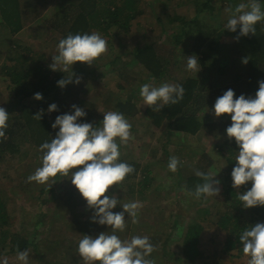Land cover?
I'll return each mask as SVG.
<instances>
[{
  "label": "rangeland",
  "instance_id": "rangeland-1",
  "mask_svg": "<svg viewBox=\"0 0 264 264\" xmlns=\"http://www.w3.org/2000/svg\"><path fill=\"white\" fill-rule=\"evenodd\" d=\"M212 1L215 9L212 11L207 8L200 15L204 24L203 27L206 30L214 31L207 43L208 50H217L218 47V54L212 61L207 62L204 60L202 62V59L198 60L200 69L198 73L187 70V57L195 55L193 54L195 52V33V36L192 35L183 41L182 54L174 59V61L177 60L180 63L178 65L173 64L170 68L172 75L168 81L170 84H180L182 86L186 78L200 80L207 86L206 88L204 85V90L208 89V102L219 97L215 95L217 94L215 92H220L223 89H238L234 81L238 74L242 76L241 81L244 83V88H246L245 83L247 82V70L249 68L248 63H242L241 57L243 55L239 53L243 52V43L225 28L231 16V13L226 9L232 8L234 10L238 4L248 3V0ZM205 2L207 0H141L144 13L133 22L129 34L119 33L116 28L110 29L108 35L97 31L107 40L108 51L96 59L93 65L89 66L84 62H75L72 67L69 66L66 72H63V65L58 66L57 71L52 70L63 79H66L73 72L72 83H75L77 78L80 79L79 84L75 83L78 90L77 98L75 100L71 98L64 114L74 112L72 105L83 108L86 112L91 111L94 117L88 120L87 116L83 117L79 121L81 123L86 122L97 127L102 126L103 113L110 110L114 111L111 107L113 101L109 100L107 102L105 95L115 94V99L129 95L138 99L139 120L135 118L131 122L127 118L133 125V129H131L133 138L128 141V143L131 142L132 147L121 144L120 146L123 149H120V153L121 155L132 154V157L138 159L143 166L151 168L155 180L145 191L144 196L132 193L125 184L113 186L109 192L118 197L120 205L136 201L142 205L139 209V222L137 224H133L131 218L125 214L127 228L121 239L130 240L134 235L147 236L150 240L151 236L156 238L157 243L152 241V244L158 246V250L152 253L150 257L155 260L156 264H192V262L193 264H202L205 260L212 261L213 258L204 259L205 257L202 255L200 258L197 255L194 260L192 259L193 261L187 258L184 242L188 228L202 224V218L205 215L204 210L207 208L211 212L208 218H210L212 225L203 237L204 241L209 243L206 244L208 247H205L204 250L207 248V250L216 253L215 262L221 261L223 264H248L250 259L249 256L244 254L243 248L239 251L230 252L227 249L225 251V237H219L216 233L215 227L217 226L216 222L220 216L219 214L228 211L221 203L232 206L233 210L235 208L234 204L237 205L238 209L241 207L236 203V198L225 193L221 185L223 183L219 185L221 191L218 196L205 197L203 200L196 199L191 193L187 191L184 193V190H178L177 187V184H185L186 178L195 174L199 158L207 160L202 155V151H206L204 153H207L209 158L213 160L209 172L216 174L215 179L226 181L227 173L223 171V165L230 164L229 155L227 157L224 155H226V152L229 153L226 151L228 147L226 142L230 138L226 133V128L232 123L231 116L225 114L216 117L213 108L215 102L208 105L205 110H201L200 118H208L216 122L222 121L225 125L224 130L218 131L219 138L216 140L207 139L204 133L205 130H203L202 135L190 136L181 132L169 133L166 126L156 128L151 119L145 117L147 105L144 104L139 89L136 88L144 83H153L154 86L158 87L165 81L156 82L151 79L148 70L137 64H130L133 60V49L146 40H160L158 43L164 46L173 45L175 35L180 34L181 28L184 26V23L180 24V22L182 20L190 22L199 13L198 10L204 8ZM259 3L262 10H264V0ZM20 4L23 12V22H25V26L20 31L12 33L10 29L16 25V21L1 17L0 14V107L5 108L9 113L8 123L12 121L13 117L15 119L19 109L15 108L16 110H13V108L21 101V98L15 96L11 82L1 72L2 67L4 65L7 67L13 66L14 64H12L9 57L15 55V50H22L26 58L33 57L35 64H43L45 68L51 70L49 65L53 63L52 56L58 54L57 45H55L52 38L55 36L58 40H61L58 29L52 28L50 21L54 17L53 12L62 4V1L21 0ZM7 16L11 17L12 15L8 13ZM178 16L181 21L175 20L174 23L170 21L171 17ZM115 33H118V35H115ZM235 45H238L241 51L235 52L232 50ZM234 53L238 55L235 56ZM227 55L226 58L229 61L224 60ZM223 61H226L225 64H227L225 65L226 72L217 70L219 65L224 64ZM35 64L31 65L36 66ZM84 67L87 71L92 70V72H88L89 75L85 74L83 72ZM45 68L43 71L46 70ZM122 82H126L129 87L120 90L119 85ZM36 93H41L43 98L41 100L34 99L35 93L29 89L23 94V97L26 98L25 102H32L36 105L43 102L56 103L51 96H46L40 91ZM212 94H214L213 98H211ZM59 103L62 104V102ZM62 110H57L60 115ZM141 116L142 119H140ZM117 142L120 143L119 139ZM165 152L178 157L182 162L181 166L186 167V170H183V174L180 176L181 178L178 172L173 173L168 169V159L164 155ZM41 156L38 147L29 142L23 144L17 153H6L3 158H0V189L4 196L9 197L10 200L9 212L11 215L9 216L10 225L7 231L10 234H18L32 239V242L36 243L35 246L28 248L30 250L28 264H50V261H53L52 264H54L59 259V255L66 253L65 248L70 249L68 254L78 255V242L82 236L74 234L81 227V224L77 223L76 219L73 220L70 212L74 209L73 212L77 216H86L85 219H87L88 224L92 223L91 216L93 215V210L89 209L87 204H78L77 207L72 209L69 207L65 202L67 198L65 195L66 190L58 189L64 181L53 185L51 184L56 181L55 178H50L46 184H39L34 181L27 182L28 176L41 166ZM127 158L130 157H125V159ZM198 170H200L199 167ZM142 179L143 177H138L135 179L136 183H139ZM64 183L68 184L69 188L76 189L71 180ZM49 185L52 186L51 190L44 191L43 188ZM76 191L78 190L76 189ZM159 198L160 200H158ZM161 209H164L166 214L161 215L159 212ZM122 210L118 205L112 211L120 212ZM233 212L236 214V211ZM242 212L246 214L248 210L244 209ZM65 215L67 216L66 223L59 225L62 233L58 229L55 233L51 232L49 234L48 230L52 224L51 222H57L60 216ZM240 220L245 221V215ZM106 227L108 228V226ZM104 231L109 232L107 229ZM9 243L10 239L6 242L2 257L6 256L9 264H22L17 259V253L11 252V246H8ZM234 254L237 256L236 260Z\"/></svg>",
  "mask_w": 264,
  "mask_h": 264
},
{
  "label": "trees",
  "instance_id": "trees-1",
  "mask_svg": "<svg viewBox=\"0 0 264 264\" xmlns=\"http://www.w3.org/2000/svg\"><path fill=\"white\" fill-rule=\"evenodd\" d=\"M36 1L39 2V0ZM60 1H62V4H60L53 12L54 17L51 18L50 24L55 30L58 29L61 39L66 38L68 34H91L94 31H99L104 35H108L109 30L113 28L118 29L119 33L129 34L131 28L133 27V22L144 13L141 0ZM260 1L262 0H259V2ZM20 3L21 0H0L1 17H6L8 19L11 18L16 21V25L10 29L12 33L20 31V29L25 26ZM212 3V0H207V2L204 4V8L202 10L199 9V13H197V15L193 17L190 22H185L183 20L181 21L179 16L175 18L171 17L170 21L172 23H174L175 20L181 21L180 24L184 23V26L181 28V33L175 35L173 45L164 46L158 43L160 40H146L143 43L135 46L133 49V60L130 62V64H137L148 70L151 74V78H154V81H165L168 83L172 75L170 68L173 66V64L178 65L180 63L177 60L174 61V59H176L175 57H178L180 54H182L181 46L183 41L192 35L195 36V33V52L193 54L198 57V60L202 59V62L204 60L207 62L212 61V59L218 54L219 49L217 47V50H208L209 46L207 47V43L209 38L212 37L214 31H210V29L206 30L203 27L204 24L202 23V17L200 15V13L204 12L207 8L213 11L215 8ZM8 13H11L12 16L8 17ZM255 28V35L250 33L248 36H239V28H237L236 32L230 31L236 37L239 36V41L243 43V52L240 50L238 45L233 46L232 50L235 52L239 50L241 51L239 52L241 55H243V57H241V61L245 57H248L249 59L247 82L245 83L247 87L244 88V83L241 81L242 76L238 74L234 80L235 86L238 89H232L235 93L234 98L239 97L241 94L245 95L246 98L249 96L254 97L259 88L258 82L264 80V21L257 23ZM115 35H118V33H115ZM53 37L54 38L52 39L54 40L55 45H58L60 40H58L55 36ZM15 51V55H10L11 57H9L12 64L14 65L10 67L4 65L1 69V72L6 77H8L15 96L20 97L21 101L18 102L16 107L13 108V110H16L15 108L19 109L17 111L18 113L15 115V119L13 117L10 123L7 122L8 127L5 130L6 139H0V158H3L6 153H17L23 144L29 142L35 144V146L39 149L43 142H50L52 138H55L56 133L59 131L58 128L53 129L51 125L55 122L56 117L60 115V113L58 111H53L50 113L47 111L49 106L53 103L43 102L37 105L32 102L26 103V98L23 97L25 91L30 89L33 91V93L40 91L43 92L44 95L46 94V96H51L54 98V102H56L55 104L57 105L58 109H63L61 112L62 114H64V111L66 110L69 101H71V98L72 100H75L78 94L75 83H69L64 88L59 87L57 82L62 78L58 73L45 68L43 64H35V59L33 57L26 58L22 50ZM234 55L237 56L238 54L234 53ZM226 57H228V55L224 57V60L229 61V59ZM223 62L224 64L219 65L217 70L226 72L225 65L227 64H225L226 61ZM31 64H35L36 66H32ZM43 67L46 69L45 71H43ZM83 72L89 75L92 70L89 72L85 68ZM87 75L85 76L86 80ZM37 85L39 86L38 89ZM204 85L205 83H202L200 80H196L195 78H186L182 85L185 89L183 100L175 105L159 104L161 107L160 111H153L152 108L147 106L145 117L151 119L152 124H154L156 128H162V126H166L168 130L167 132L169 133L181 132L190 136H197L202 135V132H204L203 130H205L206 132L204 133L207 139H218V131H222L225 128L223 122H216L214 120H209L208 118L199 117L201 110H205L208 105L216 101V99H213V101L208 102V89H206L207 91L204 90V87L206 86ZM140 86H138L136 89H140ZM119 87L121 88L120 90H124L129 86L126 82H122ZM227 90L228 89H223L220 92H215L217 93L215 95L220 97ZM241 91L242 93H240ZM213 96L214 94H212L211 98H213ZM115 97L116 95H111V93L109 96L105 95V100L107 102L109 100L113 101L111 107L114 111L123 113L126 119L128 118L131 122L135 118L139 120L138 117L140 114L137 104L138 99L129 95L116 99ZM59 102H62V104L60 105ZM41 111H43L42 118L40 120L35 119L33 116ZM86 113L87 120L94 117L91 111H87ZM140 119H142V116ZM226 144L228 146L226 151L229 153L227 154L226 152V155L224 156L227 157L229 155L230 164L223 165V171L227 173V176L226 181L223 182L220 180L221 183H223L220 184L223 186L225 193H228L229 196L231 195L236 198V203H238L241 207L238 209L237 205L234 204L235 208L233 210L232 206L221 203L227 208L228 211L227 213L221 212L219 214L220 216L216 222L217 226L215 229L219 237H225V251L227 249L232 252L235 250L239 251L243 248L239 237L246 228L251 227V225H254L257 222L264 223V206L247 208L248 212H246V214L242 212L245 208H243V203L237 197L241 191L243 193L244 191L250 190L251 182H249L247 185L241 186L239 189L232 187L231 172L236 164V155L238 154L239 147L236 144L235 138L232 140L228 139ZM127 145L132 147L131 142L127 143ZM120 149H123L122 146H120ZM204 152L206 151H202V155L204 158H207V160L199 158L196 168L198 170L199 167L202 172L209 173V169L213 165V160L210 159L207 153ZM40 155H42L41 152ZM164 155L168 159V164L169 158L172 157V155L168 154L167 152H165ZM125 157L130 158L125 159ZM119 160L120 162L128 163L135 169V171L129 174L121 184H125V186H127L129 191L132 193H137V195L144 196L145 191L155 180V176H153L151 168L148 166H143L138 161V159H134L132 157V154H122L120 155ZM219 164L221 163L219 162ZM188 169L189 168L187 167V170ZM183 170H186V167L180 165L177 171L179 173V177L181 174H183ZM138 177H143V179L139 183H136L135 179ZM55 180V183L59 184L60 181L68 182L71 179L70 177H62L58 174L55 177ZM64 182L58 187V189L66 190L65 195L67 198L65 202L71 209L77 207L78 204H87L86 200L78 191H76V189L74 190V188H69L68 184L66 185ZM201 183H203V180L193 174L186 178L185 184H177V187L178 190H184V193L185 191L194 193L196 185ZM51 185L46 186V188H43V190L50 191L52 188ZM116 198L118 199V197ZM203 199H205V197L202 196L199 200ZM158 200H160V198ZM9 207V197H5L2 190L0 189V257L3 256L5 251L4 247H6V242L8 239H10L8 246H11L12 253H17L18 251H23L30 248L31 246L36 245V243L32 242V239L22 237L18 234H10L7 231V228L10 225L9 216L11 215L9 212ZM232 210L236 211V214ZM73 211L74 209H72L70 212L73 216V220L76 219V221H78L77 223L81 224V227L77 229V232L75 231L74 235L83 236V234H87L90 236H96L99 230L100 233L106 229L111 232V229L106 227L107 225H99L98 223L93 222L88 224L87 219H85L86 216H77V214ZM159 212L161 215L166 214L164 209H161ZM204 214L205 215L202 218L203 220L201 225L191 226L188 228V233L184 240L187 258L194 260L197 255L198 258H200L202 255L205 257L204 259H209L210 257L213 258L211 262L205 260L202 262V264H223L221 261L215 262V256L217 255L216 253H213L211 250H207V248L204 250L205 247H208L206 244L209 243L205 242L203 237L206 235V233H208L212 225L210 223V218H208V216L211 214V212H209V208L204 210ZM243 215H245V221L240 220ZM58 220L59 221L57 222H51L52 224L48 230L49 234L51 232L55 233L58 229L60 230L61 227L59 225H64L66 223L67 216H60ZM124 232H117L116 234L122 237ZM155 240L156 238L151 236V243L152 241L157 243ZM65 247H67V245H65ZM69 250V248H65L64 251L66 253L59 255V259L54 264H84V260L80 257L79 253L78 255L71 253L68 254ZM236 257L237 256L234 254L235 260ZM52 263L53 261H50V264Z\"/></svg>",
  "mask_w": 264,
  "mask_h": 264
},
{
  "label": "clouds",
  "instance_id": "clouds-1",
  "mask_svg": "<svg viewBox=\"0 0 264 264\" xmlns=\"http://www.w3.org/2000/svg\"><path fill=\"white\" fill-rule=\"evenodd\" d=\"M231 13L225 28L236 32L239 36L255 35V25L264 21V10L259 0H248L240 3L235 9H226ZM239 36L236 39H239ZM58 54L52 56L53 63L50 69L57 71L63 65V72L75 62H84L89 66L108 51L107 40L99 33L68 34L57 45ZM248 57L242 63H248ZM187 70L199 72L196 55L187 57ZM74 73L66 79H60L57 84L64 88L72 83ZM154 80V78H151ZM76 84L80 79L75 80ZM259 88L254 97H245L241 94L235 97L232 89H228L218 97L213 106L216 117L228 114L231 116V125L226 128L228 137L235 138L239 147L235 167L232 169V187L239 189L251 182L250 190L238 194L243 208L264 206V80L258 82ZM185 89L180 84L162 83L154 86L153 83H144L140 86L139 94L144 104L153 111H160L163 105L178 104L184 98ZM42 94L35 93L34 99L41 100ZM73 113L58 115L51 125L59 129L55 138L50 142H43L39 151L42 153L41 166L27 178V182L46 184L50 178L58 174L70 177L71 183L86 200L87 207L93 210L91 220L99 225H107L111 229L100 232L97 236L83 234L78 242V253L85 264H156L151 254L158 250L147 236L134 235L131 239H121L117 232H124L127 227V217L133 224H137L140 202H128L120 205V200L109 190L120 185L135 169L126 162H120V145H127L131 140V123L119 111L103 113L102 126L92 123H81V118L87 113L83 108L72 105ZM57 105L51 104L47 111H57ZM43 111L33 117L40 120ZM9 113L0 107V139H6ZM119 139L120 143H117ZM181 161L178 157L169 158L168 169L175 173ZM75 169V171H73ZM195 175L203 180L197 184L194 193L196 199L216 197L220 194V183L214 179L216 174L195 171ZM55 184L53 181L52 185ZM123 210L113 212L117 206ZM243 245V252L249 256L248 264H264V223L257 222L246 228L239 237ZM30 250L17 252V259L22 264H28ZM0 264H9L6 256L0 257Z\"/></svg>",
  "mask_w": 264,
  "mask_h": 264
}]
</instances>
